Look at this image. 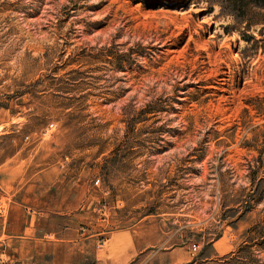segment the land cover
<instances>
[{
  "label": "rangeland",
  "instance_id": "rangeland-1",
  "mask_svg": "<svg viewBox=\"0 0 264 264\" xmlns=\"http://www.w3.org/2000/svg\"><path fill=\"white\" fill-rule=\"evenodd\" d=\"M3 159L0 264H264V6L0 0Z\"/></svg>",
  "mask_w": 264,
  "mask_h": 264
},
{
  "label": "crops",
  "instance_id": "crops-1",
  "mask_svg": "<svg viewBox=\"0 0 264 264\" xmlns=\"http://www.w3.org/2000/svg\"><path fill=\"white\" fill-rule=\"evenodd\" d=\"M21 150L19 148L17 152L21 154ZM4 160L0 162V173L3 170ZM146 247V245H141L132 228H124L111 231L104 243L94 248L93 255L97 263L100 264H127ZM166 253L170 264L189 260L186 257V250L184 251V248L183 250L169 249Z\"/></svg>",
  "mask_w": 264,
  "mask_h": 264
},
{
  "label": "trees",
  "instance_id": "trees-1",
  "mask_svg": "<svg viewBox=\"0 0 264 264\" xmlns=\"http://www.w3.org/2000/svg\"><path fill=\"white\" fill-rule=\"evenodd\" d=\"M232 8V11H239L244 13L249 4H256L264 6V0H222ZM237 9V10H236Z\"/></svg>",
  "mask_w": 264,
  "mask_h": 264
},
{
  "label": "clouds",
  "instance_id": "clouds-1",
  "mask_svg": "<svg viewBox=\"0 0 264 264\" xmlns=\"http://www.w3.org/2000/svg\"><path fill=\"white\" fill-rule=\"evenodd\" d=\"M190 10H195L196 12H199V11H201L202 9H197V8H195V5L193 4V5L190 7ZM210 19H211V17H205V21H206V22H207L208 20H210ZM229 39H235V37H228V36H225L223 43H227V41H228ZM223 43H222V46H223ZM0 259H6V257L0 256Z\"/></svg>",
  "mask_w": 264,
  "mask_h": 264
},
{
  "label": "built area",
  "instance_id": "built-area-1",
  "mask_svg": "<svg viewBox=\"0 0 264 264\" xmlns=\"http://www.w3.org/2000/svg\"><path fill=\"white\" fill-rule=\"evenodd\" d=\"M50 125H53V123H50ZM197 248H198L197 244L193 243V244L191 245L192 254H196V252H197Z\"/></svg>",
  "mask_w": 264,
  "mask_h": 264
}]
</instances>
